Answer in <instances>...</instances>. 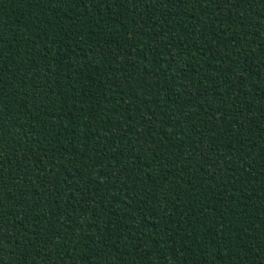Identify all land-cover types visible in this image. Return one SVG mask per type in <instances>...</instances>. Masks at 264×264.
Returning <instances> with one entry per match:
<instances>
[{"label": "trees", "instance_id": "trees-1", "mask_svg": "<svg viewBox=\"0 0 264 264\" xmlns=\"http://www.w3.org/2000/svg\"><path fill=\"white\" fill-rule=\"evenodd\" d=\"M0 264H264V0H0Z\"/></svg>", "mask_w": 264, "mask_h": 264}]
</instances>
